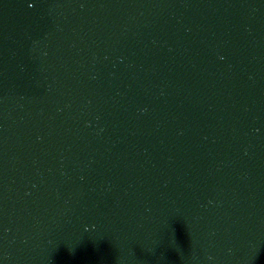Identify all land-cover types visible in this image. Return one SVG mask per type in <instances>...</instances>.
<instances>
[{
    "label": "water",
    "instance_id": "1",
    "mask_svg": "<svg viewBox=\"0 0 264 264\" xmlns=\"http://www.w3.org/2000/svg\"><path fill=\"white\" fill-rule=\"evenodd\" d=\"M0 264H264V0H0Z\"/></svg>",
    "mask_w": 264,
    "mask_h": 264
}]
</instances>
